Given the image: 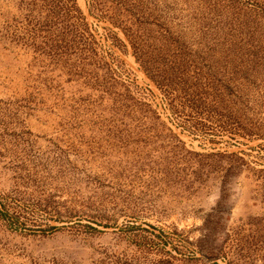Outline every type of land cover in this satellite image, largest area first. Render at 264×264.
<instances>
[{
    "label": "rangeland",
    "instance_id": "obj_1",
    "mask_svg": "<svg viewBox=\"0 0 264 264\" xmlns=\"http://www.w3.org/2000/svg\"><path fill=\"white\" fill-rule=\"evenodd\" d=\"M0 264H264V0H0Z\"/></svg>",
    "mask_w": 264,
    "mask_h": 264
}]
</instances>
